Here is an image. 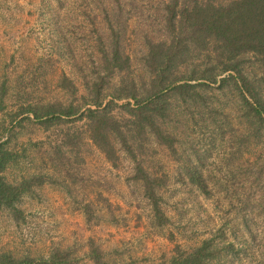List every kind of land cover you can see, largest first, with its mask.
<instances>
[{
  "label": "rangeland",
  "instance_id": "rangeland-1",
  "mask_svg": "<svg viewBox=\"0 0 264 264\" xmlns=\"http://www.w3.org/2000/svg\"><path fill=\"white\" fill-rule=\"evenodd\" d=\"M169 2L0 0V139L17 153L5 174L15 183L46 178L20 211L0 208V250L37 259L66 250L77 264H97L93 241L107 264H172L204 246L207 264H264V131L249 124L234 82L201 87L194 102L172 98L160 125L177 138L176 153L151 130L131 131L117 109L136 159L115 141L111 161L79 117L94 107L91 86L114 42L131 64L108 78L106 93L133 78L145 94L150 45L170 37ZM245 66L260 76L255 61ZM71 105L79 113L46 116ZM137 163L156 179L163 217Z\"/></svg>",
  "mask_w": 264,
  "mask_h": 264
},
{
  "label": "trees",
  "instance_id": "trees-1",
  "mask_svg": "<svg viewBox=\"0 0 264 264\" xmlns=\"http://www.w3.org/2000/svg\"><path fill=\"white\" fill-rule=\"evenodd\" d=\"M180 3L179 0H171L166 5L169 39L150 45L147 62L152 78L143 96L139 94L133 78L121 80L111 94L106 93L110 84L108 78H112L116 72L130 69L131 62L118 42H114L110 52H104L103 72L90 90V104L94 107L89 106L79 117L88 119L91 139L111 161L115 160V141L136 159L125 130L129 126L117 117V109L130 117L127 119L133 126L131 131L151 130L176 153L177 138L160 125V121L170 116L172 98L179 96L197 101L199 89L213 84L222 89L229 82H234L240 102L246 107L244 115L249 124L257 123L256 131H264V0H229L225 3L220 0H185ZM250 60L262 69L259 77L249 76L245 64ZM79 110L71 105L61 110L60 115L52 110L46 116L50 120L59 119L62 115H76ZM29 111L36 118H43L34 108ZM16 159L17 153L7 147L6 140L0 139V208L5 207L13 212L20 211L17 203L21 197L34 184H42L46 179L33 176L19 183L11 182L5 171ZM191 175L194 177V173ZM136 177L144 182L147 196L163 217L156 179L153 180L140 163H137ZM204 251L205 247L201 246L173 258L172 264H207L205 258L208 256ZM91 257L97 264H107L93 241ZM0 264L77 263L66 250H55L48 258L39 259L30 256L17 258L11 252L0 250Z\"/></svg>",
  "mask_w": 264,
  "mask_h": 264
}]
</instances>
